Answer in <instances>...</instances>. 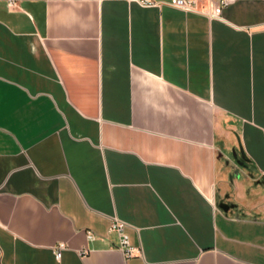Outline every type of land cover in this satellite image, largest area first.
I'll return each mask as SVG.
<instances>
[{
  "label": "crops",
  "instance_id": "crops-1",
  "mask_svg": "<svg viewBox=\"0 0 264 264\" xmlns=\"http://www.w3.org/2000/svg\"><path fill=\"white\" fill-rule=\"evenodd\" d=\"M0 264H264V0H0Z\"/></svg>",
  "mask_w": 264,
  "mask_h": 264
},
{
  "label": "built area",
  "instance_id": "built-area-1",
  "mask_svg": "<svg viewBox=\"0 0 264 264\" xmlns=\"http://www.w3.org/2000/svg\"><path fill=\"white\" fill-rule=\"evenodd\" d=\"M143 6H162L165 4L172 5L187 12H196L204 14L210 18H221V11L228 6L231 0H136ZM126 222L120 219H114L110 226V230L118 233L120 237V248L125 252L126 256H134L141 253V248L131 243L130 237L126 232ZM88 239L96 238V234L92 230H87ZM68 248L67 242L61 241L54 246L55 257L57 260L62 258L63 252ZM88 250L81 252L85 256Z\"/></svg>",
  "mask_w": 264,
  "mask_h": 264
}]
</instances>
